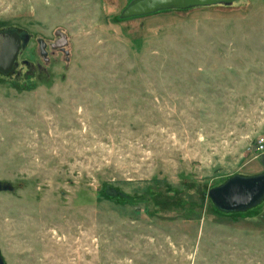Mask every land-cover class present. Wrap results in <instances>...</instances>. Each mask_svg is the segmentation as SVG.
I'll use <instances>...</instances> for the list:
<instances>
[{
    "label": "rangeland",
    "instance_id": "obj_1",
    "mask_svg": "<svg viewBox=\"0 0 264 264\" xmlns=\"http://www.w3.org/2000/svg\"><path fill=\"white\" fill-rule=\"evenodd\" d=\"M132 1L0 0V32L30 34L0 72L1 257L264 264V201L208 195L264 173V0L121 19Z\"/></svg>",
    "mask_w": 264,
    "mask_h": 264
},
{
    "label": "water",
    "instance_id": "obj_2",
    "mask_svg": "<svg viewBox=\"0 0 264 264\" xmlns=\"http://www.w3.org/2000/svg\"><path fill=\"white\" fill-rule=\"evenodd\" d=\"M239 0H134L122 10L121 19L148 17L151 14L170 10H188L207 8L217 5H232ZM59 47L67 46L66 36L58 33ZM30 34L16 29L0 32V72L11 74L18 56L28 45ZM264 164V156L259 157ZM2 186L0 184V191ZM114 195V192H113ZM209 197L215 207L223 213L248 211L264 201V173L255 177L235 176L220 187L209 192ZM0 264H5L0 255Z\"/></svg>",
    "mask_w": 264,
    "mask_h": 264
},
{
    "label": "built area",
    "instance_id": "obj_3",
    "mask_svg": "<svg viewBox=\"0 0 264 264\" xmlns=\"http://www.w3.org/2000/svg\"><path fill=\"white\" fill-rule=\"evenodd\" d=\"M255 150L257 153L256 158L264 156V137H261L257 140Z\"/></svg>",
    "mask_w": 264,
    "mask_h": 264
},
{
    "label": "trees",
    "instance_id": "obj_4",
    "mask_svg": "<svg viewBox=\"0 0 264 264\" xmlns=\"http://www.w3.org/2000/svg\"><path fill=\"white\" fill-rule=\"evenodd\" d=\"M170 11H177V12H179V11H185V10H170ZM165 12H167V11H165ZM165 12H160V13H165ZM132 19V18H131ZM135 19V18H134ZM207 194L208 193H206V196H207ZM211 200V199H210ZM213 207H215V206H213Z\"/></svg>",
    "mask_w": 264,
    "mask_h": 264
},
{
    "label": "flooded vegetation",
    "instance_id": "obj_5",
    "mask_svg": "<svg viewBox=\"0 0 264 264\" xmlns=\"http://www.w3.org/2000/svg\"><path fill=\"white\" fill-rule=\"evenodd\" d=\"M133 1H134V0H133ZM59 46H60V45L57 44V45L55 46V48H60ZM42 49H44V46H41V50H42Z\"/></svg>",
    "mask_w": 264,
    "mask_h": 264
},
{
    "label": "crops",
    "instance_id": "obj_6",
    "mask_svg": "<svg viewBox=\"0 0 264 264\" xmlns=\"http://www.w3.org/2000/svg\"><path fill=\"white\" fill-rule=\"evenodd\" d=\"M241 176H242V175H241ZM241 176H240V177H241ZM244 177H250V176H244Z\"/></svg>",
    "mask_w": 264,
    "mask_h": 264
}]
</instances>
